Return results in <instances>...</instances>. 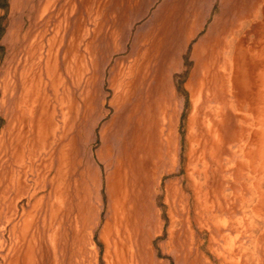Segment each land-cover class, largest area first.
Masks as SVG:
<instances>
[{"label": "rangeland", "instance_id": "obj_1", "mask_svg": "<svg viewBox=\"0 0 264 264\" xmlns=\"http://www.w3.org/2000/svg\"><path fill=\"white\" fill-rule=\"evenodd\" d=\"M162 3L60 0L53 7L50 33L56 32V40L62 38L67 50L76 44L80 51L87 47L96 103L91 119L85 121L80 110L79 120L71 116L68 123L74 145L61 170L77 171L68 175L70 193L65 190L63 204L56 208L55 222L62 223L56 254L48 264H82L76 225H87V264H264V135L257 141L255 126L257 112L264 117V83L262 90L258 88L264 64L255 56L264 33V0ZM25 12L13 15L11 0H0V107L10 62L25 47L22 36L35 26L36 14ZM156 13L158 32L152 26ZM13 22L19 23L20 33L10 41ZM238 29L241 35L232 39ZM190 31V38L182 37ZM139 41L145 42V54L137 65L132 60ZM112 75L114 85L122 88L127 80L122 120L116 119ZM17 79L10 87L16 96ZM78 87L72 86L69 96L81 105L80 93L87 87ZM2 115L0 108V130ZM167 134L169 158L164 161ZM251 144L257 147L250 149ZM117 160L120 170L108 165ZM56 164L55 160L42 171L43 202L50 198L49 180ZM114 173L121 174L126 192L118 208ZM28 177L31 182L35 176ZM169 184L176 187L174 203L166 201ZM79 200L83 211L76 216V206L73 211L71 207ZM16 204L19 211L27 208L23 198ZM11 209H4L5 218ZM5 225L0 216V264H8L9 258L11 238L1 236Z\"/></svg>", "mask_w": 264, "mask_h": 264}, {"label": "bare ground", "instance_id": "obj_2", "mask_svg": "<svg viewBox=\"0 0 264 264\" xmlns=\"http://www.w3.org/2000/svg\"><path fill=\"white\" fill-rule=\"evenodd\" d=\"M68 1L69 0H65L64 3H67ZM57 2H58V0H43V3L41 5L38 13L36 14V17L34 20L35 26H32L31 28H29L27 30V32L22 36L23 44L25 45V47H24V49H22V51L17 53V55L11 60L10 66L8 68V71L6 72V76L4 79V80H6V82L2 88L3 95H6L7 93H9L8 96L11 99H15V103L13 104L15 106H14V111L10 112L11 115L8 118V124H7L6 128L4 129V131L0 137V205H4L5 202L7 201V199L10 198V196H13V198H16L19 195L20 196L22 195V183H21L22 180L21 179H23V177H24L25 169L24 170H19V169L18 170H9V169L8 170H2L1 159H2V153H5V150L8 148V146L12 150L18 151L19 148H25L26 145H28V141H24V139H23L22 132H23L24 127L28 131L29 145L26 147V150L28 149L27 151L29 154L28 155L29 156V158H28L29 164L34 163V162L36 163L37 157H35V156L37 155V153H39L40 155H44V157L41 158V161L44 159V161H45L44 163H46V167H48L49 164H51L53 161H55V160L57 161V164H56L57 170L55 171V174L53 176L51 175L52 178L49 180V185H50V189L48 192L49 193L48 196L50 197L49 200L47 202H43L44 201L43 198L40 197L41 201H39V203H36L35 205L32 206L31 212H29V214H26L24 221L19 223L20 225L17 224L21 227H20V229L18 227H16V229H14V232H13L14 237H13V235H11L12 237L10 239V245L8 248V256H9L8 264H48L47 259H50V257H52V254H56L55 253L56 252V243H57L56 236L60 230V227H61L60 225L62 223V222H59L58 224H56V222H55V219L57 218V209L56 208L58 206H60L61 204H63V195L65 193V190H67L68 193H70V190H69V184L70 183L67 181L68 175L74 176V175H76V171H77V170H73V169L72 170H66V169L61 170L65 166V164L67 163L66 162V161H68L67 156H68V154H70L72 152V147L74 145L73 139L69 138L70 126H68V123H69L71 116L73 117V119H75V118L78 119L80 110H82L84 120L86 118H87V120L89 118L91 119L92 114H94V110H95L94 108H95L96 99H95V96L92 94L93 92H91V85H89V82L93 81L94 78L89 73L90 68H89V64H88L87 47L84 46V49L82 51H80L79 45L76 44V46L74 48H72V46H70V48L67 50V48H63V46H62V38H60L59 40H56V38H57L56 32L50 33L49 28H50V25L54 19V17H52V14L54 13L53 7L56 6L55 4ZM163 2L164 3H162V4H165V3H167V0H163ZM71 12H69V13H71ZM69 16H70V14H69ZM159 18H160L159 15L156 13L152 19V21H153L152 26L154 27L153 31H157V32L159 31L157 29L158 23H159ZM57 28H58V26H57ZM194 31H195V29H194ZM194 31H192V32L190 31L188 34H187V32H183L182 37H184L185 39L190 38ZM235 32L236 33L231 32L232 33L231 37H233L232 39H234L236 34H238V36H239L242 33V31H240V29L236 30ZM257 32H258V30H257ZM19 33H20L19 30H13L10 34V41H12V39H17L19 37ZM155 33L156 32H154V34ZM14 42H15V40H14ZM144 43L141 41L138 42L139 47L137 49V54H136L135 59L132 60V62L134 64L138 65L140 62H142L141 57L143 56V54H145V51H142V46H143L142 44H144ZM181 44H183V42ZM181 48H182V46H181ZM183 48H184V46H183ZM237 55H238V53H237ZM255 56H256V58H258V61L261 62L260 63L261 66H263V64H264V33H262V35H261L260 47L257 50ZM131 68L132 67H130V69ZM130 69L129 68L127 69L126 74H129L128 72L130 71ZM118 72H119V75L121 77L122 76L121 70ZM260 72H261V75H263L264 69H262V71H260ZM220 76H221V73H220ZM14 77L18 78L17 79L18 85L20 86V89H19L20 91L18 92L17 96L15 94V91H13V89L10 88L11 86L14 85L13 84L14 81H12L14 79ZM120 77L118 76V79H120ZM121 78L124 79L123 77H121ZM260 79H259L260 85L258 87L259 89H261V87L263 86V83H264V80L261 76H260ZM113 80H114V77L112 75V77L110 79V86H111V88H113L115 96L118 98L116 119L120 120L122 118L123 99L125 98V95L128 94V89H126V87H125L126 86L125 82H127V80L125 82H123V88H122V86L114 85ZM82 84L86 85L87 90L81 91V93H80V96H81L80 100L82 101L81 105H80V103H79L80 101L79 102H73L71 100V98L69 96V90L72 86L78 87V86H81ZM259 95H260V93L258 92L256 96H259ZM257 99H260V98L257 97ZM81 106H82V108H81ZM257 113H258V115L256 116V118L254 117L255 121H256L255 126L257 127V130H258V131H256V132H258V134H257L258 140L257 139L256 140L260 142L262 140L261 137H263V135H264V121H262V119H264V117L261 118V116H260L261 114L259 112H257ZM24 119L27 121H34L35 129H36L35 134L33 133L32 129H31V125L29 123H27ZM252 141H254V139ZM121 144H123V143H121ZM252 145H254V144H251L250 149H253V148L255 149L257 147V145H255V146H252ZM123 150L125 151V147ZM23 151H25V150H23ZM20 152H21V150H20ZM122 153H123V151L121 152V154ZM84 158H86V157H84ZM22 160H24V159H22ZM106 160H108V158ZM111 160H112V158H111ZM42 166H43V162H42ZM42 166H41V168H42ZM256 166H258V163ZM6 168H7V166H6ZM75 168H76V166H75ZM28 169H30V168H28ZM48 169H50V168H48ZM108 169L109 168H107V170ZM52 170H53V168H52ZM34 171L36 172V170H32V173H35ZM73 172H75V173L73 174ZM47 173H49V172H47ZM86 173H88V172H86ZM258 174H260V173H258ZM120 175H121L120 173H118V174L114 173L112 175V177L116 178V180L118 182V186H119V188L117 190L119 201L116 200V202H115L118 205L117 208L121 204H123V201L126 197L125 196V193H126L125 188L122 186V180L120 178ZM81 176H83V174ZM75 181H77V180H75ZM123 183H124V181H123ZM248 184H250V183H248ZM254 185H256V184L254 183ZM252 188L253 187H251V189ZM257 192H259V191H257ZM166 193H167V195H166L167 200L166 201H170L171 203H174L175 197H176L175 185L174 184L167 185L166 186ZM254 195H255V192H254ZM256 199H258V198H256ZM27 204H29V203H27ZM75 206L77 208L76 216H78L83 211L82 207H80V200L78 201V204L76 203V205L73 203V205L71 207V211H73L75 209ZM171 206H172V204H171ZM254 207H257V206L254 205ZM1 210H0V215H1ZM253 210H255V208ZM247 211H249V210H247ZM247 211H245V212L247 213ZM257 211H258V209H257ZM251 213H252V211H251ZM244 215H246V214H244ZM247 215H248V213H247ZM54 223L56 224L55 226H54ZM70 225L71 226L74 225V219H73V223L70 222ZM174 226H175V222H174ZM85 227H87V225H85ZM85 227L84 226L80 227L79 225H76L74 227L75 243L78 244L77 251L80 254V256L82 257V259H81L82 264H87L88 258L89 257L91 258V253H90L89 249H87V247L85 245V241L83 239V233L85 232ZM12 228L13 227H11V229ZM103 230H104V228H103ZM100 234H102V233H100ZM171 237H172V235L170 236V238ZM53 251H54V253H53ZM50 264H52V261Z\"/></svg>", "mask_w": 264, "mask_h": 264}, {"label": "crops", "instance_id": "obj_3", "mask_svg": "<svg viewBox=\"0 0 264 264\" xmlns=\"http://www.w3.org/2000/svg\"><path fill=\"white\" fill-rule=\"evenodd\" d=\"M59 2H60V0H58V3ZM42 3H43V0H39L36 3L34 2V0H11V14L14 15V14L17 13L18 10H22V9L26 10L25 13H28V14H34L35 13V14H37L39 9H40V7H41V5H42ZM19 29H20L19 23L18 22H13L11 24V26H10L9 31L11 33L13 30H19ZM8 95H9V93H7L6 95H3V92H1V101L3 102V105L0 108H1V113L3 114L2 115L3 118L5 117L4 118L5 123H4L3 127L0 130V137H1L4 129L6 128V126L8 124V118L11 115L10 112L14 111V106H15V105L12 106V103L13 104L15 103V101L12 102L14 99H11ZM7 101H11V102H8V104H6ZM25 121L27 123H29V124H32L31 129H32L33 133L35 134L36 133V131H35L36 129H35L34 121L33 122L32 121H27V120H25ZM33 125H34V127H33ZM25 130H26V128H23V132H22L23 139H24V141H28V145H29L28 131L27 130L25 131ZM164 141H165L164 143H165L166 150H165V153H163L161 155V157L164 159V161H166V159L169 158V138H168V134H167L166 137L164 136ZM28 145H26V147ZM26 147L25 148H19L18 151H14L11 148H9V146H8V148L5 150V153H2V159H1L2 170H8V169L9 170H18V169L19 170H24L25 169L24 177H23V179H21L22 180V182H21L22 183V195L21 196L19 195L18 197L13 198L14 200H12L11 203H9V201H6L4 205H0V207L3 208V209L1 208L2 209L1 210V215H0L1 219H5V217H6V212H5L4 209H6L8 211V209H11V205H12V209L10 210V215L7 216V218L5 219V221L7 223H6V225H5L3 230H5L6 235H5V232H2V234H1V236L4 235V236H7L9 238L12 237L11 235H13L14 229H16V227H18L20 229L21 226H19L20 225L19 223L23 222L26 214H29V212H31L32 206L35 205L36 203H39V201H41L40 197H41V191H42V186H41L42 171L45 170V168H47V167H46V165L42 166V161H41L42 155H40L39 153H37V155L35 156V157H37V161L38 162L36 161V163L34 162V163L29 164V162H28V158H29L28 155L29 154H28V151H27L28 149L26 150ZM20 150H21V152H20ZM23 150H25V151H23ZM98 157H102V154H101V156L98 155ZM22 159H24V160H22ZM105 159H106V157H105ZM118 161L119 160H117L116 164L111 162V164H108V165H110V167L115 165V169L116 170H120V162H118ZM6 166H7V168H6ZM41 166H42V168H41ZM43 167H44V169H43ZM28 168H30V169H28ZM32 170H36V172L34 171L35 173H32ZM170 170H172V169H170ZM165 171H169V170H165ZM29 174H33L36 177V178L34 177V179H32L31 182H30V179L28 178ZM51 178H52V176H51ZM165 188H166V185H165ZM21 198L26 200V207L27 208L21 207L20 211H19V210H17V204L16 203H17L18 199H21ZM10 199L11 198H8L7 200H10ZM27 203H29V204H27ZM8 213H9V211H8ZM17 224H19V225H17ZM11 227H13L12 228L13 230L11 229ZM159 234H161V232L158 233V235ZM155 236H157V234ZM13 237H14V235H13Z\"/></svg>", "mask_w": 264, "mask_h": 264}]
</instances>
